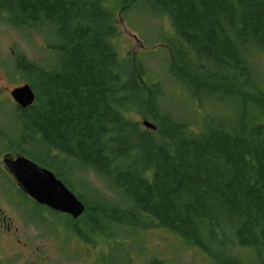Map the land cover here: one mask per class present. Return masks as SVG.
I'll list each match as a JSON object with an SVG mask.
<instances>
[{"label":"trees","instance_id":"trees-1","mask_svg":"<svg viewBox=\"0 0 264 264\" xmlns=\"http://www.w3.org/2000/svg\"><path fill=\"white\" fill-rule=\"evenodd\" d=\"M137 1L0 0L13 26L43 25L53 38L44 64L15 55V69L35 96L11 110L17 136L0 135L26 155L27 148L43 152L29 157L81 200L80 221L96 224L103 209L52 168L61 155L119 191L123 210L103 213L109 222L135 227L147 218L217 264L251 263L235 248L253 250L261 261L264 90L251 57L264 52V0H147L174 31L168 69L200 105L196 123L163 108L160 85L144 80L141 69L120 71L114 12ZM126 107L155 129L128 118Z\"/></svg>","mask_w":264,"mask_h":264},{"label":"rangeland","instance_id":"rangeland-1","mask_svg":"<svg viewBox=\"0 0 264 264\" xmlns=\"http://www.w3.org/2000/svg\"><path fill=\"white\" fill-rule=\"evenodd\" d=\"M114 15L117 32L112 41L124 66L120 70L122 75L129 69L135 72L141 69L144 80L160 85L164 93L159 97L163 108L196 123L200 116V105L173 79L168 69L171 51L166 47L167 37L171 40L174 37L169 19L163 14L154 13L147 0L137 1L126 10L118 7ZM44 28L43 25L24 28L13 26L7 20L5 11L0 8V52H3L9 68L15 66L17 53L38 64L47 60L49 51L47 53L46 44L53 38ZM251 58L253 70L256 77L261 76L260 87L264 90V52H256ZM9 75L0 81L7 89L22 81V76L14 69ZM137 94L143 93L138 91ZM0 101V132L5 137H15L16 119L11 110L16 104L7 90L1 95ZM214 108L212 112L215 114L223 113L222 108H219L218 113L213 111ZM123 111L142 128L150 129L141 124L145 118L143 115L130 107ZM8 140L12 144L4 141L0 135V167L2 153L18 150V146L13 145L14 141ZM26 151L28 156L37 158L43 154L42 151L29 148ZM69 161L61 155L55 158L51 166L65 177L68 186L79 192L85 201L102 207L103 210L98 212L97 223L90 225L86 219L80 221L81 216L76 223H72L63 213H57L24 197L17 191L12 179L2 177L0 173V264H72L80 259L90 261L94 250L97 251V261L102 264H124L126 255H131L135 261L153 257L155 264H217L204 251L186 244L175 233L151 224L147 218L142 217L143 222L135 227L109 222L103 213H109L116 207L123 210V205H120L121 194L114 187L101 183L91 171L82 170L73 163L72 166ZM98 223L104 226V232L95 229ZM74 226L79 233L75 232ZM101 241L113 242L107 253L100 252L97 247ZM92 245L97 246L90 250ZM232 253L244 263L251 261L249 264H264V252L261 261L253 250L235 248Z\"/></svg>","mask_w":264,"mask_h":264},{"label":"water","instance_id":"water-1","mask_svg":"<svg viewBox=\"0 0 264 264\" xmlns=\"http://www.w3.org/2000/svg\"><path fill=\"white\" fill-rule=\"evenodd\" d=\"M10 96L17 106L24 108L33 102L35 95L29 84L24 83L12 88ZM141 124L155 129V125L147 119H143ZM3 162L23 191L35 202L73 218L83 212L81 200L51 170L21 155L5 157Z\"/></svg>","mask_w":264,"mask_h":264},{"label":"flooded vegetation","instance_id":"flooded-vegetation-1","mask_svg":"<svg viewBox=\"0 0 264 264\" xmlns=\"http://www.w3.org/2000/svg\"><path fill=\"white\" fill-rule=\"evenodd\" d=\"M7 60L5 59V56L3 54V52H0V81H4V77L8 76L9 73H11L15 69V66H13L12 68H9V66H7ZM17 71V70H16ZM18 75L20 76V73L18 71ZM10 76V75H9ZM22 81L20 83H17V85L13 86L12 88L16 87V86H19V85H22L24 83H27L25 82V80L22 78L21 79ZM11 88V89H12ZM11 89H7V87L3 84H0V99H1V95L3 94V92L5 90L8 91L9 95H10V91ZM11 97V96H10ZM12 99V97H11ZM13 100V99H12ZM1 102V101H0ZM5 141V139H4ZM14 151V152H13ZM12 152H4L2 153L1 155V161H2V166L0 167V173L2 174V177H5V176H8L9 178L12 179V182L15 186V188L17 189V191L22 194L24 197L32 200L34 203H37L35 202L32 198H30L24 191L23 189L21 188V186L18 184V181L15 179V177L12 175V173L9 171V169L6 167V165L4 164L3 162V158L5 157H8V158H15L16 156L18 155H21V156H24L28 159H30L31 161L35 162L37 165L39 166H42L41 164L37 163V161H34L32 160L28 155L24 154V153H21L19 150L15 149L13 150ZM5 173V174H3ZM38 205H40L39 203H37ZM42 205V204H41ZM44 207H47L45 205H42ZM48 208V207H47ZM50 209V208H49ZM83 213V212H82ZM82 214H80L79 216L75 217V218H78L80 217ZM66 216L72 220V222L74 221L75 218L71 217L70 215L66 214ZM83 236V235H81ZM87 243H91V242H87ZM99 246L97 245H92L90 246V250L92 247H99L100 248V252L102 253H107V251H109V248L111 247L110 244H113V242H110V241H101L98 243ZM94 253V255L92 256V259L90 261H88V259H80V261L78 262H73L72 264H102V263H99L97 261L98 257H97V251H93L92 254ZM137 259V258H136ZM72 261V260H71ZM124 264H155V259H153V257H146L144 259H138V260H134L133 257L131 255H126L124 257ZM136 262V263H135ZM109 264H117L116 262H111Z\"/></svg>","mask_w":264,"mask_h":264}]
</instances>
